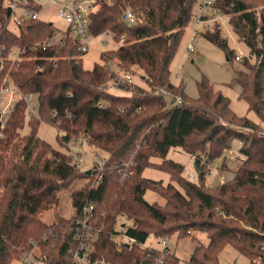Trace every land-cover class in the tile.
Here are the masks:
<instances>
[{
  "label": "trees",
  "instance_id": "1",
  "mask_svg": "<svg viewBox=\"0 0 264 264\" xmlns=\"http://www.w3.org/2000/svg\"><path fill=\"white\" fill-rule=\"evenodd\" d=\"M8 2L0 0L3 55L14 47L26 53L14 62L4 60L0 87L2 77L10 76L24 94L38 93L39 111L27 118L22 99L0 125V264L19 260L32 239L42 248V264H74V234L88 205L93 206L91 224L98 231L91 257L108 264H159L167 249L161 264H181L167 245L160 248L147 240L150 235L168 240L174 233L182 238L194 230L206 232L209 240L196 245L189 260L193 264H219L228 246L248 256L250 264L257 257L264 264V124L238 115L230 98L205 77L195 98L170 77L171 62L201 0H97L90 14L91 32L122 42L103 51L104 62L91 69L83 66L85 52L72 38L47 50L38 46L58 30L53 22L36 18L18 29L9 27ZM127 9L134 12L135 22L124 19ZM213 9L228 15L239 40L249 47L242 60L246 69L235 71L232 84L241 85V98L264 123V0H215ZM214 34L205 32L225 47L226 40ZM226 50L231 61L234 50ZM111 60L118 72L141 73L147 85L136 83L124 94L108 89L117 74L108 65ZM166 90L185 101L170 105ZM42 121L57 126L62 143L86 137L89 149L105 152L104 164L81 168L74 151L64 153L37 134ZM26 122L32 128L29 134L22 132ZM235 138L241 143L242 163L232 178L206 186L208 163ZM172 148L195 156L197 180L184 175V164L167 157ZM129 161L134 164L127 167ZM153 165L167 171L181 189L145 176L144 170ZM77 178L87 180L72 192L73 214L56 213L52 221L43 220L41 214L58 205L60 191ZM148 189L163 195L165 205L147 200ZM121 216L134 221L120 223L126 242L115 238Z\"/></svg>",
  "mask_w": 264,
  "mask_h": 264
},
{
  "label": "rangeland",
  "instance_id": "2",
  "mask_svg": "<svg viewBox=\"0 0 264 264\" xmlns=\"http://www.w3.org/2000/svg\"><path fill=\"white\" fill-rule=\"evenodd\" d=\"M61 1L63 4L70 2V0ZM43 3L44 7L39 11L40 18L53 22L58 28H67L68 22L59 14V4L53 3V0H44ZM198 7V5L194 7L193 17L187 25L179 48L171 62L170 77L172 82L176 85L182 84L187 96L195 98L199 95L198 83L205 77L216 90H220L224 95L230 98L231 108L238 115L246 116L256 123L258 122L259 126H262L264 123L261 121L259 116L249 108L248 102L241 98V85L238 83L232 84L235 71L242 68L246 69L242 64V60L244 56L249 55V47L244 42L239 40L238 36L231 27L227 14L221 12L220 18H218V20H213L211 25L208 26L207 22L197 19L196 13L198 12ZM10 25L14 27L12 21L10 22ZM217 30H219L218 33L220 39L226 40L225 47L205 35V32L207 31L215 33L214 35H218ZM120 42H122V40L118 43L111 36L106 34H101L92 38L88 45V50L83 54L82 57L83 66L87 69H91L96 63L104 62L101 57V53L103 51L116 48ZM190 43H192L194 46L193 50L188 49V45ZM227 48L233 49L234 56L237 54L240 58L233 56L230 61L227 58ZM109 66L111 69L117 72L120 70L115 60H111L109 62ZM135 80L139 86L147 85L141 73L135 74ZM110 89L117 94L129 92L128 90L121 87ZM35 108L38 112L39 106L35 105ZM31 129L32 128L29 126L28 122H26L22 132L24 134H29ZM37 134L47 143L51 144L54 148L61 150L64 153H71L67 143H62L60 140L59 129L56 125L47 121H42L38 127ZM240 145L241 143L239 139H233L230 147L225 149L222 155L215 159L216 166L206 178V186H215L216 184L226 181L234 176L236 169L240 163H242V156L239 154ZM230 151L233 152V158L230 157ZM97 152L100 157L105 156L104 151L98 150ZM97 152L93 147L86 149V152H83L82 154L83 161H80V164L78 163V165L83 169L91 168L93 164L91 163L92 160L90 156L92 153ZM167 157L185 165L183 172L185 176H187L188 172L196 171L195 164L192 161L195 156H191L190 153L184 151L181 148H172L169 151ZM202 157L203 154L200 155V158ZM152 160L159 163L161 162V159L159 158H153ZM159 167L157 165L147 167L143 174L156 180H162L164 185L172 182L180 187L179 183L173 181V179L170 178V174L167 171L159 169ZM86 180V178H77L71 183L70 187L62 189L59 193V201L57 203L58 205L44 211L41 214L43 220L48 222L52 221L56 213L64 215L65 217H70L74 212L72 192L73 190L79 189L86 182ZM146 192L147 193H145V197L147 200L165 205L166 199L163 195L153 190L150 191V189H148ZM123 221L134 223V221L126 219L123 216L118 219L117 229L121 232L120 234H116L115 238L116 240H119V242H126L128 240L127 237L124 236V229L122 225H120V223ZM208 240L209 238L206 232L194 230L191 236L182 238L178 237L177 234L174 233L168 239L167 246L177 253V255L181 258V264H193L189 260L196 245L200 243L206 244ZM146 244H152L160 248H164L165 246L162 243V240L155 238L154 235H150ZM220 255L219 264H250L251 262L248 256L239 253L231 246L223 249ZM258 259V257L254 259L255 264H261L260 259ZM12 264H21V262L19 260H15Z\"/></svg>",
  "mask_w": 264,
  "mask_h": 264
},
{
  "label": "built area",
  "instance_id": "3",
  "mask_svg": "<svg viewBox=\"0 0 264 264\" xmlns=\"http://www.w3.org/2000/svg\"><path fill=\"white\" fill-rule=\"evenodd\" d=\"M7 8H11L10 11V22L14 24V29L20 28L21 23L25 20L40 18L39 11L44 7V0H8ZM97 0H70L69 3L63 4L61 0H53V3L59 4L58 11L59 14L68 22V27L65 29L58 28L51 36L44 38V40L38 42V46L43 50H47L54 45L62 46L66 43L67 38H72L78 49L81 52H86L88 50V45L92 38L96 37L90 30V14L95 8ZM215 0H201L196 17L200 21L207 22L208 26L211 25L213 20H218L221 15L219 10L213 9V3ZM124 19L129 22H135V15L130 9H127L124 15ZM9 27H12L9 25ZM107 35V34H106ZM33 49V47H31ZM35 48V47H34ZM2 49L4 46H0V71L4 68V60H9L11 62L16 61L25 57V50L19 47H14L8 55H3ZM189 50H193L194 46L192 43L188 45ZM236 58H240L236 55ZM109 65V63H108ZM2 86L0 87V125L3 127L6 124L7 118L10 115L11 110L14 105L20 100L24 99L27 104V118H32L33 116H38V112L35 105L39 104V94L35 92H29L24 94L21 88L14 82V79L10 76L2 77ZM136 85L135 74L132 72H117V74L107 83V88L121 87L123 89L129 87L134 88ZM166 95L169 100L170 105H180L185 100L181 95H176L173 92L166 90ZM3 132L0 130V137H2ZM69 149L76 153L77 163L83 157V152L89 148L88 140L84 136L72 137L67 142ZM230 157L233 158L234 155L232 151L229 152ZM90 156V154H89ZM91 163L94 165H103L105 160L104 157H100L97 153H92ZM79 160V162H78ZM205 156L202 157V162L204 163ZM195 159H193V162ZM132 165L131 161L126 163V166ZM216 162L212 160L208 163L209 171L205 173V177L212 172L215 168ZM123 175L126 174V169L122 170ZM197 170L195 172H188L187 177L192 180L197 178ZM196 175V176H195ZM196 177V178H195ZM97 185V184H96ZM92 205L85 206L84 213L85 216L80 220V226L77 227L75 231V239L78 241V247L72 250L74 256V264H108L104 259L92 258L91 251L94 247V242L98 236V231H95L92 227ZM48 236H44L47 239ZM32 246L27 249L19 261L21 264H42V248L38 241L31 240ZM162 243L166 246L168 243L167 239L162 240ZM169 249L164 250L162 256L158 259V263L163 262V256L168 253ZM259 260V259H258Z\"/></svg>",
  "mask_w": 264,
  "mask_h": 264
},
{
  "label": "water",
  "instance_id": "4",
  "mask_svg": "<svg viewBox=\"0 0 264 264\" xmlns=\"http://www.w3.org/2000/svg\"><path fill=\"white\" fill-rule=\"evenodd\" d=\"M8 11H9V14H10L11 8H9Z\"/></svg>",
  "mask_w": 264,
  "mask_h": 264
},
{
  "label": "crops",
  "instance_id": "5",
  "mask_svg": "<svg viewBox=\"0 0 264 264\" xmlns=\"http://www.w3.org/2000/svg\"><path fill=\"white\" fill-rule=\"evenodd\" d=\"M220 18V17H219ZM195 30H197V29H195ZM192 161H193V159H192Z\"/></svg>",
  "mask_w": 264,
  "mask_h": 264
}]
</instances>
